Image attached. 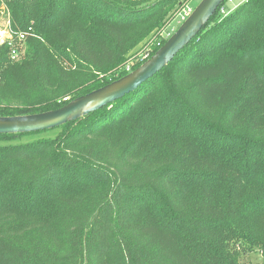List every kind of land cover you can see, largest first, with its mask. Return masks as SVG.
I'll return each mask as SVG.
<instances>
[{"label": "trees", "instance_id": "trees-1", "mask_svg": "<svg viewBox=\"0 0 264 264\" xmlns=\"http://www.w3.org/2000/svg\"><path fill=\"white\" fill-rule=\"evenodd\" d=\"M181 4L0 0L11 14L0 116L56 109L127 74L137 52L165 42ZM254 249L264 252V0L217 8L112 103L0 134V264H241Z\"/></svg>", "mask_w": 264, "mask_h": 264}, {"label": "water", "instance_id": "water-1", "mask_svg": "<svg viewBox=\"0 0 264 264\" xmlns=\"http://www.w3.org/2000/svg\"><path fill=\"white\" fill-rule=\"evenodd\" d=\"M224 0H200L175 32L138 67L103 86L75 97L56 109L0 116V134L46 130L79 119L134 91L184 48L216 13Z\"/></svg>", "mask_w": 264, "mask_h": 264}, {"label": "rangeland", "instance_id": "rangeland-1", "mask_svg": "<svg viewBox=\"0 0 264 264\" xmlns=\"http://www.w3.org/2000/svg\"><path fill=\"white\" fill-rule=\"evenodd\" d=\"M199 1L200 0H182L181 7H179L174 17L168 22V24L164 28L165 31L162 34L165 36V39H167L170 35H172L175 32V30L179 27V25L182 23L184 19L181 18V15L184 16L186 11L188 9H193ZM239 3H240V0H234L232 3H230L229 9H228L229 12L233 10ZM10 19H11L10 11L6 9L4 5L1 6L0 8V43L2 42L3 35H6L8 33ZM147 54H148V51H147ZM147 57L148 56L146 55V53L144 54V53L137 52L133 58L137 59V61H140L142 63ZM130 65L131 64L129 62L125 70L127 73L133 70L131 69ZM240 263L241 264H264V252L262 253L258 251V249H254L249 254L243 256L240 260Z\"/></svg>", "mask_w": 264, "mask_h": 264}, {"label": "built area", "instance_id": "built-area-1", "mask_svg": "<svg viewBox=\"0 0 264 264\" xmlns=\"http://www.w3.org/2000/svg\"><path fill=\"white\" fill-rule=\"evenodd\" d=\"M225 1V2H224ZM221 4H220V6L218 7V9H219V13H221V14H223V15H225V14H227L228 12H229V5H230V3H232L234 0H224ZM243 1H245V0H240V3L241 2H243ZM191 11H192V9H188L187 11H186V13L184 14V16L183 15H181V18L182 19H186V17L191 13ZM22 39H24V34L23 33H21V34H19V36H18V40H22ZM15 49V48H14ZM12 50V58H14L15 56H16V50ZM147 55V54H146ZM127 68V65H126V67H125V69Z\"/></svg>", "mask_w": 264, "mask_h": 264}]
</instances>
